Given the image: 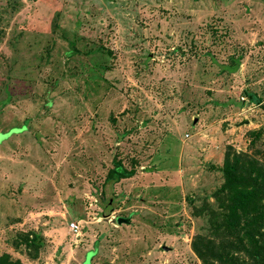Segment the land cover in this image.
Listing matches in <instances>:
<instances>
[{
	"label": "rangeland",
	"instance_id": "obj_1",
	"mask_svg": "<svg viewBox=\"0 0 264 264\" xmlns=\"http://www.w3.org/2000/svg\"><path fill=\"white\" fill-rule=\"evenodd\" d=\"M227 150L264 165V0H0V253L201 264Z\"/></svg>",
	"mask_w": 264,
	"mask_h": 264
},
{
	"label": "trees",
	"instance_id": "obj_2",
	"mask_svg": "<svg viewBox=\"0 0 264 264\" xmlns=\"http://www.w3.org/2000/svg\"><path fill=\"white\" fill-rule=\"evenodd\" d=\"M129 175L121 162L106 180ZM223 182L213 193L216 207L208 209V230L196 232L191 250L201 264H264V165L234 150H227L222 165ZM37 252L40 237L24 234L20 240ZM0 264H22L7 252Z\"/></svg>",
	"mask_w": 264,
	"mask_h": 264
},
{
	"label": "built area",
	"instance_id": "obj_3",
	"mask_svg": "<svg viewBox=\"0 0 264 264\" xmlns=\"http://www.w3.org/2000/svg\"><path fill=\"white\" fill-rule=\"evenodd\" d=\"M68 229L71 233L75 234L76 236L79 234L80 232V228H79V225H78V222H70L69 223V226H68Z\"/></svg>",
	"mask_w": 264,
	"mask_h": 264
},
{
	"label": "water",
	"instance_id": "obj_4",
	"mask_svg": "<svg viewBox=\"0 0 264 264\" xmlns=\"http://www.w3.org/2000/svg\"><path fill=\"white\" fill-rule=\"evenodd\" d=\"M195 121H196V120H194L193 122H195ZM246 122H247V120H242V121H241V124H242V123H246ZM127 221H128V219H127ZM88 256H89V254L86 255L87 258H86L84 264H89L88 261H89V258H90V257H88Z\"/></svg>",
	"mask_w": 264,
	"mask_h": 264
}]
</instances>
